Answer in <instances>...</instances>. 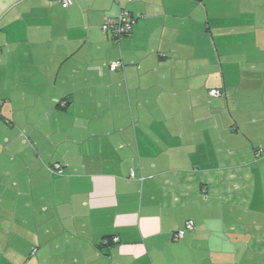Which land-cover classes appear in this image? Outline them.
I'll return each mask as SVG.
<instances>
[{
  "label": "crops",
  "instance_id": "crops-1",
  "mask_svg": "<svg viewBox=\"0 0 264 264\" xmlns=\"http://www.w3.org/2000/svg\"><path fill=\"white\" fill-rule=\"evenodd\" d=\"M0 264H264V0H0Z\"/></svg>",
  "mask_w": 264,
  "mask_h": 264
},
{
  "label": "built area",
  "instance_id": "built-area-1",
  "mask_svg": "<svg viewBox=\"0 0 264 264\" xmlns=\"http://www.w3.org/2000/svg\"><path fill=\"white\" fill-rule=\"evenodd\" d=\"M50 1L60 4L63 9L69 8L72 2V0H50ZM134 22L135 19L132 16H130L128 13H120L117 17L104 18L102 22L101 30L102 33L110 35L111 37L120 38L132 30V26ZM120 66L121 64L119 62H111L108 65L111 71L116 70ZM209 95L212 97H218L221 94L217 90H210ZM51 172L54 175L62 174L61 167L58 164H54L51 167ZM132 176L133 174L131 173L130 177ZM193 227L194 226L192 222H187L184 226V229L179 230L172 235V240L173 241L180 240L184 236V234L187 231L192 230ZM111 243L117 244L118 239L116 237H112V238H104L100 241L101 246H108Z\"/></svg>",
  "mask_w": 264,
  "mask_h": 264
},
{
  "label": "trees",
  "instance_id": "trees-1",
  "mask_svg": "<svg viewBox=\"0 0 264 264\" xmlns=\"http://www.w3.org/2000/svg\"><path fill=\"white\" fill-rule=\"evenodd\" d=\"M56 3V2H55ZM60 5V4H59ZM61 6V5H60ZM68 9V8H67ZM64 10H66V9H64ZM117 17V16H116ZM101 32H102V30H101ZM131 32V31H130ZM130 32L129 33H127L126 35H128V34H130ZM103 35H105V36H110V35H107V34H104L103 33ZM126 35H124V36H126ZM111 37V36H110ZM123 37V36H122ZM121 38V37H120ZM120 38H114V37H111V39L112 40H114V41H117V40H119ZM121 64V63H120ZM109 68V67H108Z\"/></svg>",
  "mask_w": 264,
  "mask_h": 264
}]
</instances>
